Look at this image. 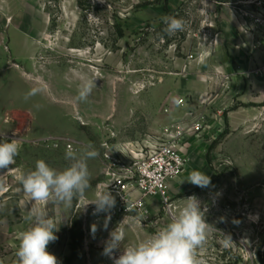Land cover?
Here are the masks:
<instances>
[{
  "label": "rangeland",
  "instance_id": "rangeland-1",
  "mask_svg": "<svg viewBox=\"0 0 264 264\" xmlns=\"http://www.w3.org/2000/svg\"><path fill=\"white\" fill-rule=\"evenodd\" d=\"M221 1L0 0V140L21 142L16 163L0 169V264H17V234L29 226L31 204L16 176L39 159L62 170L67 147L80 151L89 142L99 152L87 161L92 186L71 206H48L60 228L48 251L59 264H113L104 242L128 213L118 207L105 230V213L85 206L106 179L104 147H117L130 164L168 129L184 132V146L191 142L183 147L186 170L168 185L170 204L151 199L140 211L146 219H129L113 255L162 228L195 195L216 229L198 249L204 264L264 262V71L221 70L213 43L229 13ZM164 15L183 18L184 31L165 34ZM85 78L96 87L82 102ZM32 89L37 94L25 100ZM193 170L211 185L189 183ZM223 235L233 243L225 246Z\"/></svg>",
  "mask_w": 264,
  "mask_h": 264
},
{
  "label": "clouds",
  "instance_id": "clouds-1",
  "mask_svg": "<svg viewBox=\"0 0 264 264\" xmlns=\"http://www.w3.org/2000/svg\"><path fill=\"white\" fill-rule=\"evenodd\" d=\"M161 21L165 25L163 31L168 36L184 31L186 26L183 18L174 15H164ZM95 87V80L82 79L78 87V101H87ZM37 91L30 90L24 99L28 100L36 95ZM20 148L19 139H12L10 142L7 138L0 140V169H11L9 166L16 163ZM98 155V150L91 142L83 145L80 151L69 146L65 152L68 165L64 169L57 170L45 160L39 159L35 162L33 170L20 172L16 176L20 185L17 190L22 191L31 204L25 216L29 226L17 234V264H59L58 258L48 251L49 244L58 239L56 233L60 230L49 214L48 206H71L74 199L85 197L86 191L92 186L87 161L95 159ZM187 181L202 189L211 185V177L199 170H193ZM3 187L4 184L0 181V190ZM184 200L186 203L172 216L170 222L148 238L123 246L121 254L115 257L113 253L124 244L129 219L141 223L147 218L143 213H138L135 217L125 215L109 232L108 239L104 242L103 255L112 259L113 264H204L198 257V249L207 243L209 233L216 229L206 222L205 214L208 209L202 207L201 201L195 195ZM125 203L126 213L135 211V205L131 201L125 200ZM89 204L95 205L93 215L106 214L103 226L107 230L112 210L116 205L115 197L108 188L98 190L94 199L85 206ZM96 231L97 226L93 224L92 234ZM223 237L222 243L225 246L233 243L230 235Z\"/></svg>",
  "mask_w": 264,
  "mask_h": 264
},
{
  "label": "built area",
  "instance_id": "built-area-1",
  "mask_svg": "<svg viewBox=\"0 0 264 264\" xmlns=\"http://www.w3.org/2000/svg\"><path fill=\"white\" fill-rule=\"evenodd\" d=\"M217 5L229 10L237 31L251 41L248 49H244L246 56L252 60L256 53L261 54L260 61L256 60V63L258 73L263 72L264 0H226L217 2ZM219 41L220 33L218 32L213 41L215 46H218ZM201 129L202 127L197 125L192 129L198 132L196 134L198 139L201 138L199 135ZM183 136V131L166 130L162 143L150 148L148 153L143 154L130 164L123 160L116 147H111L109 143L104 147L107 172L100 190L108 188V191L116 199L111 219L118 207L125 211V200L131 201L135 205V211L129 212L128 215L144 212L147 202L154 198H160L166 205L170 204L168 185L185 172L188 164L183 149L187 144L184 146ZM69 146L75 150L72 145ZM93 207L95 208V205Z\"/></svg>",
  "mask_w": 264,
  "mask_h": 264
},
{
  "label": "crops",
  "instance_id": "crops-1",
  "mask_svg": "<svg viewBox=\"0 0 264 264\" xmlns=\"http://www.w3.org/2000/svg\"><path fill=\"white\" fill-rule=\"evenodd\" d=\"M221 23V32L220 33V41L218 47H216L215 52L216 54L220 53V60L223 63V66L220 67L221 70L227 72V70L232 71L233 69L239 70H251L257 67V62L261 59V54L256 53L254 59L250 60L245 53L244 49H248V46L251 44V41L245 37L244 35L240 34L231 18L230 13H228L227 17L222 18L220 21ZM230 24V26L228 25ZM228 42V44H227ZM230 42L234 45V49L232 52H229L230 49ZM226 43V45H225ZM240 49H237V48ZM229 56H234L235 59L230 58ZM234 88H241V83L239 81L234 82ZM187 89V87H185ZM186 92V91H185ZM248 96V95H247ZM205 97V96H203ZM188 144L186 147H190L191 142H187ZM186 144V143H185ZM198 147H203L202 145ZM119 155L121 154L119 149L116 147ZM122 157V155H120ZM181 177V176H180ZM179 177V178H180ZM178 178V179H179ZM181 180V179H180ZM180 182V181H179ZM171 187V186H170Z\"/></svg>",
  "mask_w": 264,
  "mask_h": 264
},
{
  "label": "trees",
  "instance_id": "trees-1",
  "mask_svg": "<svg viewBox=\"0 0 264 264\" xmlns=\"http://www.w3.org/2000/svg\"><path fill=\"white\" fill-rule=\"evenodd\" d=\"M169 9L168 8H166V11H168ZM262 264H264V262H262Z\"/></svg>",
  "mask_w": 264,
  "mask_h": 264
}]
</instances>
